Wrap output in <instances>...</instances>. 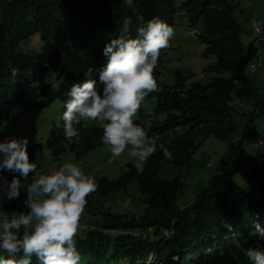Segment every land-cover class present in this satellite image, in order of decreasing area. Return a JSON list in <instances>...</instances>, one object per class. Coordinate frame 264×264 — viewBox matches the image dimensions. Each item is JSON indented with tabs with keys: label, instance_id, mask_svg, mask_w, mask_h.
Instances as JSON below:
<instances>
[{
	"label": "trees",
	"instance_id": "16d2710c",
	"mask_svg": "<svg viewBox=\"0 0 264 264\" xmlns=\"http://www.w3.org/2000/svg\"><path fill=\"white\" fill-rule=\"evenodd\" d=\"M238 7V0H0V114L9 104L33 110L47 109L57 101L62 104L61 122L54 123L43 141L28 146L30 159L37 164L28 180L42 168L45 151L56 160L67 152L80 159L105 145L104 123L88 125L82 119L75 125L77 137L69 141L64 136L66 93L73 83L85 80L84 73L66 72L60 49H53L49 61L42 64L34 55L19 51L22 42L36 35L44 41L58 37L68 49L86 50L97 71L90 78L99 85L100 70L107 62L103 49L118 38L124 19H131L132 36L153 17L172 28L183 19L190 29L198 30V41L206 45L204 56L216 59L204 70L208 82L190 80L193 76L179 71L169 85L160 78L170 46L161 50L154 70L158 87L146 97L154 106L144 120L134 119L149 136L159 135L157 151L142 172L131 162L117 179L99 178L97 190L87 197L93 219L76 237L80 264H253L247 250H264V237L256 230L257 224L264 229V143L252 172L244 174L256 187L257 199L248 198L247 187L236 179L241 168L232 151L188 207L178 205L188 175L161 177L164 165L192 168L203 139L211 135L228 139L235 132L232 102L239 85L237 73L259 56L255 42L249 47L242 42V25L235 17ZM13 68L18 70L14 80ZM226 72L231 76H221ZM98 90L102 92L101 85ZM259 107L264 114V102ZM250 131L246 127L244 135ZM6 134L0 121V141L7 139ZM162 148L172 159L164 158ZM3 175L9 182L13 176ZM134 182L144 211L138 215L113 211L109 199ZM6 206L12 212L29 210L23 201ZM5 258L7 253L0 249V259ZM31 260L39 264L36 257Z\"/></svg>",
	"mask_w": 264,
	"mask_h": 264
},
{
	"label": "clouds",
	"instance_id": "9594fccd",
	"mask_svg": "<svg viewBox=\"0 0 264 264\" xmlns=\"http://www.w3.org/2000/svg\"><path fill=\"white\" fill-rule=\"evenodd\" d=\"M138 19L143 22V16ZM131 23V19H124L118 38L106 43L103 55L107 62L100 70L99 85L90 78L93 69L89 67L85 80L73 83L66 93L64 136L69 141L77 137L75 125L82 119L107 121L103 124V144L113 157L121 156L131 146L129 155L137 159L136 168L142 172V166L157 151L160 137L149 136L133 118L145 98L157 90L154 70L161 50L170 46L174 30L153 17L132 36ZM17 76L18 70L13 68L11 77L14 80ZM100 85L102 92L98 90ZM28 144L27 137L0 141V194L11 201L19 199L21 189L25 190L23 205L29 209L12 212L0 225V249L7 253L0 264H32L33 256L39 264H80L76 237L87 197L97 190L95 179L77 164L65 163L59 170L23 183L37 169ZM162 151L165 159H172L167 148ZM4 172L13 174L10 182ZM256 230L264 237L259 224ZM247 256L253 264H264V250L249 248Z\"/></svg>",
	"mask_w": 264,
	"mask_h": 264
},
{
	"label": "rangeland",
	"instance_id": "374dc122",
	"mask_svg": "<svg viewBox=\"0 0 264 264\" xmlns=\"http://www.w3.org/2000/svg\"><path fill=\"white\" fill-rule=\"evenodd\" d=\"M239 7L235 17L242 25L241 39L245 46L256 43L259 47V56L254 60L257 70L252 72L251 65L238 72L239 85L233 94V116L235 132L228 139H220L209 136L202 140L193 157V166L190 169L184 167H172L164 165L161 171L162 178H173L187 174L186 185L183 194L178 198V205L182 208L188 207L194 200L196 194L214 176L217 166L222 159L232 151L233 156L238 160L241 171L236 179L241 185L247 187V197L257 199L258 192L253 183L248 182L245 173H251L255 163L260 159L264 140V114L260 112V104L264 102V0H238ZM262 24V32L257 31L255 24ZM174 36L171 38L170 47L165 52V66L160 80L166 84H174L177 72L186 77L193 76L190 80L209 81V76L204 75V70L215 63L214 57L204 56L206 45L198 41L197 29L188 27L185 20L178 19L177 25L173 27ZM61 50L64 57L65 71L85 73L89 67L93 69L91 76L96 74V67L93 58L86 50H72L65 47L60 38H53L48 41L36 35L30 40L22 42L19 51L25 54L34 55L42 64L49 61L53 49ZM51 77L50 82L56 81V76ZM221 76L229 77L231 73H223ZM102 88V85H101ZM154 104L145 98L141 108L133 119L144 120L145 115L151 111ZM62 104L57 101L51 107L43 110H33L16 105H6L2 108L0 121L5 128L7 138L27 137L29 144L41 142L47 137L54 123L61 122ZM88 125L103 124V120H86ZM248 127L250 133L244 135ZM236 147V148H235ZM235 148V149H234ZM131 146L125 149L119 157H113L106 146L99 147L80 159L70 152H67L61 159H54L50 151L44 152L43 165L40 171L30 180L23 183H31L35 177L41 174H50L52 170H59L65 163L77 164L85 174L94 177L95 182L102 176L110 179H117L126 169L128 163H138L136 158L129 155ZM144 166V165H143ZM142 166V167H143ZM141 193L136 182L132 183L126 191L114 194L107 205L115 212L140 214L146 208L141 201ZM26 198V191L21 189L19 199L7 200L0 194V225L6 218H10L12 211H9L6 202H20ZM91 208L86 205L80 219L79 230L88 225L93 219ZM2 230V228H0ZM79 232V231H78Z\"/></svg>",
	"mask_w": 264,
	"mask_h": 264
},
{
	"label": "built area",
	"instance_id": "2783aa9c",
	"mask_svg": "<svg viewBox=\"0 0 264 264\" xmlns=\"http://www.w3.org/2000/svg\"><path fill=\"white\" fill-rule=\"evenodd\" d=\"M255 27L257 31L262 32V24L261 23H256ZM257 70V65L252 64V72H255Z\"/></svg>",
	"mask_w": 264,
	"mask_h": 264
},
{
	"label": "bare ground",
	"instance_id": "6f19581e",
	"mask_svg": "<svg viewBox=\"0 0 264 264\" xmlns=\"http://www.w3.org/2000/svg\"><path fill=\"white\" fill-rule=\"evenodd\" d=\"M251 70H252V66H251Z\"/></svg>",
	"mask_w": 264,
	"mask_h": 264
}]
</instances>
